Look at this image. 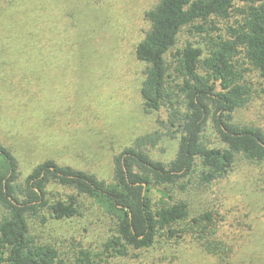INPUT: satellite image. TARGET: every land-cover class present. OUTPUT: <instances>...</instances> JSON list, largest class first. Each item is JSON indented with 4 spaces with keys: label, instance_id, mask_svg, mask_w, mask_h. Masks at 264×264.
Instances as JSON below:
<instances>
[{
    "label": "rangeland",
    "instance_id": "rangeland-1",
    "mask_svg": "<svg viewBox=\"0 0 264 264\" xmlns=\"http://www.w3.org/2000/svg\"><path fill=\"white\" fill-rule=\"evenodd\" d=\"M158 0H0V143L20 161L24 179L53 159L60 165L96 173L112 181L113 158L138 138L164 129L166 111L147 113L141 88L147 65L136 47L150 30L145 12ZM222 28L224 26L220 23ZM204 46L184 29L177 47ZM33 60V62H32ZM249 104L234 121L264 129L261 79L254 70ZM210 147H225L211 124L203 134ZM179 138L164 136L146 146L152 159L169 164ZM201 165L184 190L153 188V204L185 200L189 220L175 234L160 233L153 246L106 249L116 221L92 199L80 196V215L39 220L33 232L53 242L71 263L81 249L104 264H264V162L238 156L228 175L204 184ZM51 198L66 199L73 189L53 186ZM209 212L207 232L192 219ZM200 232V234H199ZM201 235V236H200Z\"/></svg>",
    "mask_w": 264,
    "mask_h": 264
},
{
    "label": "trees",
    "instance_id": "trees-1",
    "mask_svg": "<svg viewBox=\"0 0 264 264\" xmlns=\"http://www.w3.org/2000/svg\"><path fill=\"white\" fill-rule=\"evenodd\" d=\"M145 19L151 28L136 47V58L147 65L143 108L147 113L166 111V122L160 121L164 131L140 137L115 155L110 182L53 159L39 163L23 179L19 159L0 143V264H104L90 249H81L70 263L56 244L33 232L37 220L46 224L48 219L79 216L80 196L116 221L106 249L126 255L129 247H151L160 233L182 231L176 226L190 217L188 202L172 201L169 190L160 189L167 201L154 205L153 188L184 190L198 162L204 184L228 175L240 155L264 162V129L234 121L236 110L253 98L247 75L254 70L264 98V0H158ZM184 29L205 47L191 41L177 47ZM209 124L225 147L206 144L203 134ZM164 136L179 138L169 164L152 159L146 150ZM53 186L76 194L53 200ZM211 220L206 212L191 225L205 233L209 224L203 223Z\"/></svg>",
    "mask_w": 264,
    "mask_h": 264
}]
</instances>
